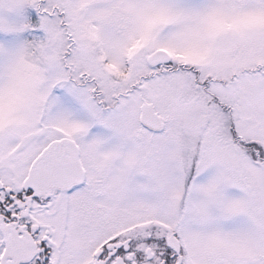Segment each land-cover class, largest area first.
Returning a JSON list of instances; mask_svg holds the SVG:
<instances>
[{"label":"snow or ice","instance_id":"6c2138e0","mask_svg":"<svg viewBox=\"0 0 264 264\" xmlns=\"http://www.w3.org/2000/svg\"><path fill=\"white\" fill-rule=\"evenodd\" d=\"M0 264H264V0H0Z\"/></svg>","mask_w":264,"mask_h":264}]
</instances>
